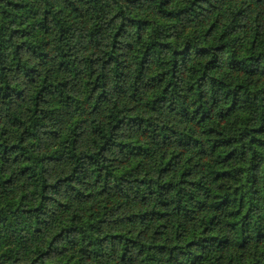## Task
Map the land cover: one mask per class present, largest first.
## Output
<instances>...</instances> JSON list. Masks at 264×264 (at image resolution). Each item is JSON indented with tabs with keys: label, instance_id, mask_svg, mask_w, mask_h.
I'll use <instances>...</instances> for the list:
<instances>
[{
	"label": "trees",
	"instance_id": "16d2710c",
	"mask_svg": "<svg viewBox=\"0 0 264 264\" xmlns=\"http://www.w3.org/2000/svg\"><path fill=\"white\" fill-rule=\"evenodd\" d=\"M0 264H264V0H0Z\"/></svg>",
	"mask_w": 264,
	"mask_h": 264
}]
</instances>
